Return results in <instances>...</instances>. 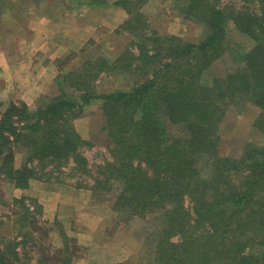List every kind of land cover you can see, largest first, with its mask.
<instances>
[{"label":"trees","instance_id":"1","mask_svg":"<svg viewBox=\"0 0 264 264\" xmlns=\"http://www.w3.org/2000/svg\"><path fill=\"white\" fill-rule=\"evenodd\" d=\"M130 1L138 0L111 3ZM247 1L229 12L220 0H174L180 12L202 25L203 35L191 42L145 31L138 35L145 42L117 55L113 65L99 59L107 71L136 61L134 69L146 72L131 87L98 93L89 87L88 68H82L62 74L58 93L35 109L11 103L0 117V174L26 186L30 178H41L30 166L35 161L46 160L42 169L70 158L83 166L77 149L83 139L72 120L99 101L114 160L100 167L102 178L94 177L92 187L109 193L118 184L115 210L156 214L159 223L147 243L149 264H264V142H248L240 158L217 154L223 107L236 96L262 109L254 127L264 133V0L253 9ZM229 20L255 44L240 70L203 83L204 71L225 51ZM167 123L181 126L183 133L170 132ZM12 137L28 149V161L19 167L12 164V152H5ZM6 250L0 246V264H15L6 259ZM10 252L16 257L14 247Z\"/></svg>","mask_w":264,"mask_h":264},{"label":"rangeland","instance_id":"2","mask_svg":"<svg viewBox=\"0 0 264 264\" xmlns=\"http://www.w3.org/2000/svg\"><path fill=\"white\" fill-rule=\"evenodd\" d=\"M84 1L0 0V77L18 74L30 83H15L5 91L0 83V117L11 103L35 109L56 95L58 79L67 71L88 68L89 87L98 93L131 87L146 72L134 69L139 65L136 61L127 68L112 66L107 71L99 59L107 58L113 65L117 55L145 42L138 39L145 31L191 42L204 32L201 24L180 12L174 0L122 5H113L114 0L91 5ZM220 2L229 12L244 4L241 0ZM260 2L248 0L246 5L253 9ZM128 10L132 16L129 25ZM254 44L249 34L229 20L225 51L204 71L203 83L211 84L215 77L240 70L244 54ZM223 108L218 124L219 156L240 158L248 142H264V133L254 127L260 107L242 95ZM72 123L83 139L77 148L85 160L83 166L61 158L55 168L45 164L42 169L46 160L35 161L30 166L41 178H30L26 186H17L0 174V246L7 248L6 259L15 264H149L147 243L159 223L156 214L137 216L115 210L118 184L109 193L92 187L94 177H101L100 167L114 160L101 102H90ZM167 129L183 133L179 125L167 123ZM11 139L5 152H12V164L19 167L28 161V149L15 137ZM202 165L207 171L208 162ZM185 205H190L188 199ZM172 239L176 241L178 236ZM13 247L16 257L10 252Z\"/></svg>","mask_w":264,"mask_h":264},{"label":"crops","instance_id":"3","mask_svg":"<svg viewBox=\"0 0 264 264\" xmlns=\"http://www.w3.org/2000/svg\"><path fill=\"white\" fill-rule=\"evenodd\" d=\"M33 74V73H32ZM5 76V75H4ZM1 78V80H0V83L2 84V85H4L3 87H4V90L3 91H5L6 90V88L7 87H10V86H15L16 84L15 83H18V84H24V83H27V84H30L29 82H28V80H27V82H26V80L25 79H21V76H18V74H14V75H11V76H7V77H0ZM22 82V83H21ZM8 89V88H7ZM33 90H34V87H33Z\"/></svg>","mask_w":264,"mask_h":264}]
</instances>
